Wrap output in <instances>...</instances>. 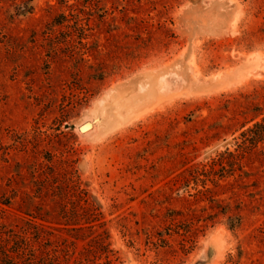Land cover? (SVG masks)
Here are the masks:
<instances>
[{"label":"rangeland","instance_id":"374dc122","mask_svg":"<svg viewBox=\"0 0 264 264\" xmlns=\"http://www.w3.org/2000/svg\"><path fill=\"white\" fill-rule=\"evenodd\" d=\"M13 260L264 264V0H0Z\"/></svg>","mask_w":264,"mask_h":264},{"label":"bare ground","instance_id":"6f19581e","mask_svg":"<svg viewBox=\"0 0 264 264\" xmlns=\"http://www.w3.org/2000/svg\"><path fill=\"white\" fill-rule=\"evenodd\" d=\"M130 99H128L126 97L125 98H119V100H117V103H110V104H112V105H110V107L108 106L109 104L107 105L109 107L108 111H110V112H108V111H106V112H103V111L97 112L96 115H95V119L98 122H100V127L102 129H108V128H112V127H115V126H119L120 124L117 123V120L118 119L120 120V118H121L119 115L122 114L123 111H126L128 109V107L131 105L129 103ZM118 116H119V118H118ZM101 118L103 120H101ZM80 127H82L81 128L82 133L88 134L86 132H88L92 128V125L88 124V121H85Z\"/></svg>","mask_w":264,"mask_h":264},{"label":"trees","instance_id":"16d2710c","mask_svg":"<svg viewBox=\"0 0 264 264\" xmlns=\"http://www.w3.org/2000/svg\"><path fill=\"white\" fill-rule=\"evenodd\" d=\"M31 10H33V7H31L30 8V11ZM30 11H29V13H30ZM7 204H10V203H7ZM23 253L22 254H24V252H25V248H23V251H22ZM4 256H5V258H7V259H9V258H11L10 257V255L8 254V252H6V251H4L3 253H2ZM21 258H22V255H21ZM12 264H26V262L24 261H22V263H20V262H15L14 260H13V263Z\"/></svg>","mask_w":264,"mask_h":264}]
</instances>
